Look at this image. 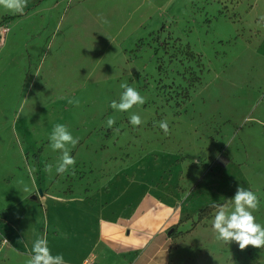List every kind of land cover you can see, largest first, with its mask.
Here are the masks:
<instances>
[{"label":"rangeland","instance_id":"374dc122","mask_svg":"<svg viewBox=\"0 0 264 264\" xmlns=\"http://www.w3.org/2000/svg\"><path fill=\"white\" fill-rule=\"evenodd\" d=\"M262 17L264 0H28L23 15L0 8V264H27L49 222L48 199L91 197L117 176L171 200V264H264V248L241 250L212 229L214 205L233 210L238 187L258 196L253 215L264 225ZM121 83L145 103L112 109ZM56 124L79 141L69 145L74 174L55 171ZM7 224L17 227L16 246Z\"/></svg>","mask_w":264,"mask_h":264},{"label":"crops","instance_id":"0c3cea01","mask_svg":"<svg viewBox=\"0 0 264 264\" xmlns=\"http://www.w3.org/2000/svg\"><path fill=\"white\" fill-rule=\"evenodd\" d=\"M171 203L154 187L117 176L91 197L48 199L47 212L42 213L49 222L40 229L51 244L57 245L58 253L49 247L52 254H63L66 264L85 260L98 264H171L172 237L168 230L177 220ZM56 205L61 212L58 219L52 218V206ZM6 228V241L16 246V225L7 224ZM28 251L31 255V249Z\"/></svg>","mask_w":264,"mask_h":264},{"label":"clouds","instance_id":"9594fccd","mask_svg":"<svg viewBox=\"0 0 264 264\" xmlns=\"http://www.w3.org/2000/svg\"><path fill=\"white\" fill-rule=\"evenodd\" d=\"M27 6L28 0H0V8L6 9L14 15H23ZM261 19H264V17ZM120 87L124 91L120 96L119 102L115 100L111 102L110 107L112 109L127 112L134 106L145 103V98L135 88L127 83H121ZM69 103L79 106L78 100L69 99ZM129 122L133 126H139L142 120L139 115L132 114ZM115 123L114 118L107 120L109 128H112ZM158 126L165 134H168L169 124L167 120L159 121ZM115 131H119V129H115ZM49 140L52 150L61 152L55 168L56 173L63 174L71 169L72 174H74L76 161L70 155L69 145L74 148L79 142L78 139L73 137L66 125L56 124L52 129ZM29 168L31 171V166ZM52 169L53 166L51 164L45 165L44 170L50 175ZM25 190L27 191V188ZM190 194V192H185L181 200L187 199ZM229 201L233 206L231 211L229 210V204L214 205L217 208L212 221L215 238L226 244L236 242L241 250L246 249L248 246L264 248V225L257 223L253 215L254 212L259 210L260 200L258 196L251 190L238 187L234 197ZM27 264H66V261L63 254H52L48 246L47 236H38L33 243Z\"/></svg>","mask_w":264,"mask_h":264},{"label":"trees","instance_id":"16d2710c","mask_svg":"<svg viewBox=\"0 0 264 264\" xmlns=\"http://www.w3.org/2000/svg\"><path fill=\"white\" fill-rule=\"evenodd\" d=\"M214 203H210L209 205H206L205 207H203L201 210L203 211V210H207L211 205H213ZM174 235V231H172L171 233H170V236L172 237Z\"/></svg>","mask_w":264,"mask_h":264},{"label":"built area","instance_id":"2783aa9c","mask_svg":"<svg viewBox=\"0 0 264 264\" xmlns=\"http://www.w3.org/2000/svg\"><path fill=\"white\" fill-rule=\"evenodd\" d=\"M82 264H98V263L90 261V260H85Z\"/></svg>","mask_w":264,"mask_h":264},{"label":"water","instance_id":"95a60500","mask_svg":"<svg viewBox=\"0 0 264 264\" xmlns=\"http://www.w3.org/2000/svg\"><path fill=\"white\" fill-rule=\"evenodd\" d=\"M32 197L35 198V196H32ZM172 231H173V227H171V228L168 230V234H170Z\"/></svg>","mask_w":264,"mask_h":264}]
</instances>
